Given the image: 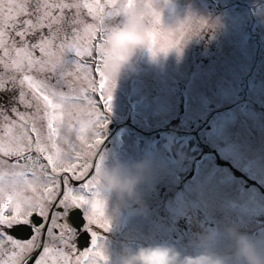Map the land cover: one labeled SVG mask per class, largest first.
I'll list each match as a JSON object with an SVG mask.
<instances>
[{
  "label": "rangeland",
  "instance_id": "1",
  "mask_svg": "<svg viewBox=\"0 0 264 264\" xmlns=\"http://www.w3.org/2000/svg\"><path fill=\"white\" fill-rule=\"evenodd\" d=\"M41 1L39 26L68 5L77 29L18 46L13 36L36 23L13 33L26 0H0V63L26 89L25 107L0 115V150L27 148L9 129L25 122L30 138L53 133L57 171L82 167L92 151L83 153L101 138L99 124L114 118L133 147L132 157L119 154L123 166L135 167L126 205L133 211L115 227L110 214L88 208L85 224L134 232L128 264H264V0ZM22 161L10 165L12 180H23L16 176ZM9 188L6 179L5 196ZM75 189L67 201L82 207L101 197L119 204L127 194L98 184L89 196ZM189 216L193 229L179 220ZM197 229L204 233H189ZM142 237L151 240L147 255L139 252Z\"/></svg>",
  "mask_w": 264,
  "mask_h": 264
},
{
  "label": "flooded vegetation",
  "instance_id": "2",
  "mask_svg": "<svg viewBox=\"0 0 264 264\" xmlns=\"http://www.w3.org/2000/svg\"><path fill=\"white\" fill-rule=\"evenodd\" d=\"M106 120L98 127L102 131L101 138L94 146L86 149V154L83 153V156H88V152L92 151L85 164L74 169H70L71 166H64L65 168L58 171L53 153L55 150L53 133L38 134L37 137L30 138L24 128L25 122H15V120L11 122L9 129H12L16 140L27 143V148L11 155L4 154L3 150H0V264H128L127 262L131 261V249H135L131 244L135 237L133 235H136L134 232H124L121 228L110 229L103 224L93 230L94 224H85V213L88 208L101 209V213L105 215L103 219H107V215L110 214L112 219L114 217L115 227L121 221L119 216L125 213L127 217L133 211L129 206L126 208V205L130 187L137 181L135 167L123 166L119 158L121 152L122 157H132L133 154L127 152L133 147L126 136H121L127 128L121 126V123L119 124L114 118H106ZM208 127L209 124L206 125V129ZM76 139L74 141H77ZM0 141L6 139L0 137ZM69 141L71 143L70 139ZM69 141L66 139L63 142L59 141L60 147L68 151L67 155L62 157L67 159L68 164H70L71 149L66 145ZM17 159H23L21 168L16 171V176L23 180L18 181L11 179L14 178V174L13 167L10 166ZM8 167L10 170L7 169ZM4 169L8 173H5ZM39 178L43 180L40 181ZM48 178L50 182L46 181ZM56 178L59 183L57 192ZM6 179L10 185L8 196L4 195ZM96 184L106 186L112 193L121 187L123 193H127L124 200H119L121 207L117 201L114 202V199L108 201L103 197L98 198L102 203L95 206L93 205L95 201L87 205L84 203L85 207H82L77 200L72 203L67 201L66 194L69 189L80 188L75 189L78 191L75 192L76 195L89 196L92 195V186ZM226 197L236 198L233 195ZM248 200L246 198L245 202L259 205L256 201ZM108 202L112 203L110 210L107 207ZM8 210L11 211L6 212ZM185 218L188 217H180L179 220ZM205 221L202 214L199 230L205 228ZM15 227L17 229L14 231ZM197 231L198 229L189 233L193 236L204 233ZM147 233L149 236L152 234V232ZM162 233L165 232H158L153 236H162L165 241ZM182 233L187 236L186 232ZM150 241L143 238L140 248L144 245L145 249L139 252L149 254ZM157 247L158 245L154 246ZM120 251L126 254V261H122L124 256ZM131 264L146 263L142 259L134 258Z\"/></svg>",
  "mask_w": 264,
  "mask_h": 264
},
{
  "label": "trees",
  "instance_id": "3",
  "mask_svg": "<svg viewBox=\"0 0 264 264\" xmlns=\"http://www.w3.org/2000/svg\"><path fill=\"white\" fill-rule=\"evenodd\" d=\"M67 6L68 5H66L65 9L62 10L61 16L58 20L50 23H44L39 26L38 24L41 22L40 18L43 11L42 1L26 0L25 11L19 14L13 21V33H15V31L25 29L24 27L28 26L29 22H34V24H36L33 28H30L26 32V35L23 38L13 36V42L18 46L23 45L28 49L29 47L37 46L38 42L43 38L57 39L58 36L63 37L69 35L71 33L70 31H75L77 29V26L74 24L75 20L78 19V16L75 15V8L72 11L70 8H67ZM87 14L88 13L86 11V13H81V16L84 17ZM25 96V85L20 82L17 74L0 63V115L11 116L23 109L26 105L24 103ZM166 131L169 132L168 127ZM191 216L193 217L194 215L191 214ZM182 220L180 222L184 223V226L193 229L190 225L195 224L193 218L189 216L188 220ZM196 225L198 226V224ZM190 232L196 231L190 230Z\"/></svg>",
  "mask_w": 264,
  "mask_h": 264
},
{
  "label": "water",
  "instance_id": "4",
  "mask_svg": "<svg viewBox=\"0 0 264 264\" xmlns=\"http://www.w3.org/2000/svg\"><path fill=\"white\" fill-rule=\"evenodd\" d=\"M17 229V227L13 228V230L15 231Z\"/></svg>",
  "mask_w": 264,
  "mask_h": 264
}]
</instances>
